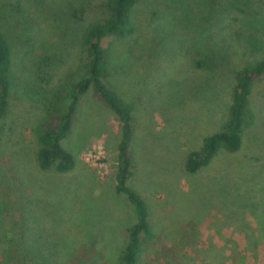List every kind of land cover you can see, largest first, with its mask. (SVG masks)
<instances>
[{"label":"rangeland","instance_id":"1","mask_svg":"<svg viewBox=\"0 0 264 264\" xmlns=\"http://www.w3.org/2000/svg\"><path fill=\"white\" fill-rule=\"evenodd\" d=\"M105 2L0 0L13 61L0 132V264H23L24 255L41 264H120L135 219L115 191L114 114L91 90L80 97L61 143L75 159L66 174L39 170L34 136L54 91L81 77L82 33L106 17ZM253 6L264 12V0ZM243 11L235 0H140L133 35L101 41L111 61L105 82L133 106L128 186L152 227L139 264H264V76L251 89L240 149L220 150L195 174L184 170L187 154L228 120L235 71L263 56L236 39ZM202 29L211 38L201 40ZM202 48L220 52L204 70L192 66Z\"/></svg>","mask_w":264,"mask_h":264},{"label":"trees","instance_id":"2","mask_svg":"<svg viewBox=\"0 0 264 264\" xmlns=\"http://www.w3.org/2000/svg\"><path fill=\"white\" fill-rule=\"evenodd\" d=\"M140 0H106V17L102 21H93L82 33L81 46L85 53L83 73L80 78L67 81L52 94L48 106L50 113L34 130L38 145L36 163L41 171H53L66 174L75 166L73 155L61 144L71 133L80 97L89 90L109 109L120 125V140L117 145V165L115 191L122 194L132 207L134 223L127 229V241L119 255L120 264H139L143 240L152 236L149 212L145 201L131 187L128 181L132 177V156L130 145L133 138V106L127 103L118 92L110 89L106 79L110 77V56L101 47L104 38L112 37L115 41L129 39L134 31L131 13ZM243 6V19L240 30L236 33L241 48L260 56L252 64L235 71V84L229 107L228 120L222 128L206 138L199 150L189 152L184 162V170L195 174L209 165L214 156L224 150L237 152L242 144L241 132L245 119L249 116V96L256 80L264 76V12L252 7V0H235ZM212 36L206 29L200 33L201 40ZM220 55L215 49L205 52L202 48L192 60V66L204 70L210 67L212 59ZM222 56H225L222 53ZM12 53L8 42L0 32V132L1 122L9 108V98L13 87ZM46 99V93L43 94ZM62 105L61 109H57ZM23 264L33 260L41 264V256L21 257Z\"/></svg>","mask_w":264,"mask_h":264}]
</instances>
